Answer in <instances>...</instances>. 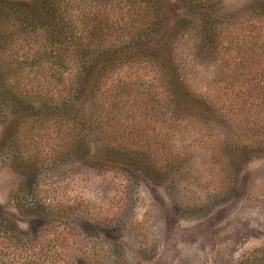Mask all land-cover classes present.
<instances>
[{
  "label": "rangeland",
  "instance_id": "rangeland-1",
  "mask_svg": "<svg viewBox=\"0 0 264 264\" xmlns=\"http://www.w3.org/2000/svg\"><path fill=\"white\" fill-rule=\"evenodd\" d=\"M157 1L151 15L141 0H65L63 7L69 22L98 42L148 30L162 9L151 45L163 50L173 42L192 91L220 114H207L194 98L185 102L183 92L171 98L152 68L143 83L156 91L118 127L122 142L149 159L115 161L110 143L120 139L107 137L115 128L109 125L107 135L89 131L85 148L72 156L66 127L22 136L24 151L41 162L39 190L58 215L41 228H57L39 249H12L0 264H264V108L256 106L264 96V0ZM4 135L0 126V141ZM11 151L0 153V211L35 234L33 215L18 208L34 182L14 159L17 148Z\"/></svg>",
  "mask_w": 264,
  "mask_h": 264
},
{
  "label": "trees",
  "instance_id": "trees-1",
  "mask_svg": "<svg viewBox=\"0 0 264 264\" xmlns=\"http://www.w3.org/2000/svg\"><path fill=\"white\" fill-rule=\"evenodd\" d=\"M41 2L42 5L34 9L0 0V126L5 129L0 153L8 155L10 150V157L11 149L17 148L14 159H20L25 165L21 166L31 175V183H34L22 193L24 197H19L18 208L33 215L31 226L34 228L31 229L35 231V234L25 232L0 211V255L18 247L29 251L39 249L44 234L57 228L54 222L41 228L44 221H58V215L47 203L49 198L39 190L41 162L38 155L28 149L24 151L22 136L40 128L44 133L52 124L66 127V134L71 135L68 156H72L85 148L89 131L97 130L107 135L106 126L109 125L115 128L107 137L120 139V142L110 143L109 150L115 161L125 164L149 159L144 150L122 142L118 127L133 120L129 116L131 109L136 110L139 100L150 96L151 90L156 91L153 86L147 89L146 82L143 83L152 68L161 77L160 88L171 94V98L183 92L185 102L194 98L192 103L204 108L207 114L219 113L214 103L203 96L197 97L192 91L180 63L173 57V42L167 43L163 50L151 45V37L157 33L164 15L162 9L156 12L161 18L157 23H150L148 30L134 29L126 39L115 41L108 34L98 42L90 40L88 32L86 35L80 33L74 23L69 22L63 7L65 0ZM141 2L151 15L158 1ZM261 8L258 15L264 17V3ZM177 36L175 33L171 39ZM70 71L74 74L68 79L65 75L69 72L70 76ZM108 83L111 84L109 89L106 88ZM259 84L264 85V81ZM135 88L139 90L136 92ZM85 96L94 105L92 114L87 110ZM255 99L250 96L249 101ZM257 99L260 104L256 106L263 109L264 96ZM221 115L226 117L222 112Z\"/></svg>",
  "mask_w": 264,
  "mask_h": 264
}]
</instances>
